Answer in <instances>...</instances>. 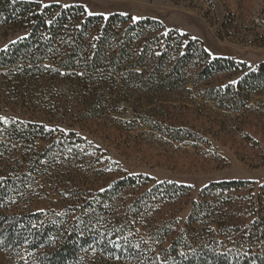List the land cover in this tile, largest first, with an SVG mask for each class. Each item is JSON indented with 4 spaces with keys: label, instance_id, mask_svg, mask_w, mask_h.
I'll list each match as a JSON object with an SVG mask.
<instances>
[{
    "label": "trees",
    "instance_id": "obj_1",
    "mask_svg": "<svg viewBox=\"0 0 264 264\" xmlns=\"http://www.w3.org/2000/svg\"><path fill=\"white\" fill-rule=\"evenodd\" d=\"M11 36L15 40L2 47ZM1 76L17 93L49 91L39 103H21L50 109L48 118L63 112L72 123L131 114L133 124L141 121L175 143L205 141L173 122L170 111L178 108L172 103L254 116L264 125V63L251 70L213 58L201 41L156 20L89 15L81 5L0 0ZM75 137L40 123L0 119V210L26 203L28 196L58 198L45 212H0L7 244L25 238L40 264L264 260V182L210 184L183 223L178 207L189 187L142 175L105 184L77 159L84 139ZM64 160L71 164L67 173L60 170Z\"/></svg>",
    "mask_w": 264,
    "mask_h": 264
},
{
    "label": "rangeland",
    "instance_id": "obj_2",
    "mask_svg": "<svg viewBox=\"0 0 264 264\" xmlns=\"http://www.w3.org/2000/svg\"><path fill=\"white\" fill-rule=\"evenodd\" d=\"M26 1L66 7L81 5L89 15L107 17L120 14L130 15L136 20H156L166 30L198 39L213 58L235 60L251 70L264 63V0ZM14 40L15 36L4 39L1 46ZM240 77L230 80L237 81ZM49 95L47 90H21L17 93L15 88L6 86L1 76L0 118L4 122L40 123L60 133L71 131L76 137L81 136L84 143L77 159L85 161L87 158L86 162L83 161L88 165L86 171L105 184L125 176L142 175L157 183L189 187L188 196L178 207V217L183 223L191 212L192 203L210 184L249 181L261 185L264 182V125L258 122L257 117L250 116L246 120L216 110L200 112L192 103H172V108H178L170 111L173 122L179 127L193 129V133L205 141L175 143L162 133L151 131L141 121L133 124L131 114L121 117L112 113L95 121L78 117L71 123V117L64 116L63 112L48 118L44 112L50 109L38 106L34 111V108L21 105L31 101L39 103ZM40 107L43 110L40 111ZM245 135L251 140H247ZM69 161L60 163L62 172L69 170ZM41 195L40 198L28 196L26 203L22 200L9 211L0 212L12 217L45 212L51 200H58L48 193ZM3 228L0 226V264H40L39 260L34 261L36 252L30 250L25 238L7 244ZM257 264H264V260Z\"/></svg>",
    "mask_w": 264,
    "mask_h": 264
},
{
    "label": "snow or ice",
    "instance_id": "obj_3",
    "mask_svg": "<svg viewBox=\"0 0 264 264\" xmlns=\"http://www.w3.org/2000/svg\"><path fill=\"white\" fill-rule=\"evenodd\" d=\"M91 14V13H90ZM0 119H2V118H0Z\"/></svg>",
    "mask_w": 264,
    "mask_h": 264
}]
</instances>
